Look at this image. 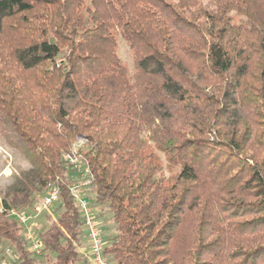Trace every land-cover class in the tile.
Returning a JSON list of instances; mask_svg holds the SVG:
<instances>
[{"label":"trees","instance_id":"16d2710c","mask_svg":"<svg viewBox=\"0 0 264 264\" xmlns=\"http://www.w3.org/2000/svg\"><path fill=\"white\" fill-rule=\"evenodd\" d=\"M0 133L31 162L0 195L1 264H89L80 142L111 263L264 264V0H0ZM48 183L37 254L7 210Z\"/></svg>","mask_w":264,"mask_h":264},{"label":"built area","instance_id":"2783aa9c","mask_svg":"<svg viewBox=\"0 0 264 264\" xmlns=\"http://www.w3.org/2000/svg\"><path fill=\"white\" fill-rule=\"evenodd\" d=\"M77 146L71 153L64 155L65 164L68 168L75 169L76 177L71 176L72 181L68 186L69 193L80 211L83 229L85 232V241L87 248L79 247L87 258L89 264H113L103 255L104 240L101 235L98 221L94 215L93 207L83 193V188L88 187L92 182V172L87 163L83 161L81 154L76 151ZM58 198L57 188L48 183L46 192L37 198L36 203L31 212H19L15 209L7 210L8 214L14 217L19 226L24 230V236L28 240L30 250H34L37 254L41 250V242L36 238L34 231L30 227V222L35 220L43 212H49L51 205ZM4 210L0 205V211ZM11 252L6 249V253ZM1 264V260H0Z\"/></svg>","mask_w":264,"mask_h":264},{"label":"rangeland","instance_id":"374dc122","mask_svg":"<svg viewBox=\"0 0 264 264\" xmlns=\"http://www.w3.org/2000/svg\"><path fill=\"white\" fill-rule=\"evenodd\" d=\"M117 45V54L119 58L125 64L128 71L131 72L133 69L132 57L128 47L120 36H117ZM80 143L76 146L78 147ZM30 167L31 162L25 154L15 146H11L0 133V195L6 186L13 181L15 175L19 176V172L27 170ZM34 196L35 200H37L41 195L34 194ZM41 216L40 214L38 218L30 222L32 231L42 229L48 224L47 220L41 218Z\"/></svg>","mask_w":264,"mask_h":264},{"label":"crops","instance_id":"0c3cea01","mask_svg":"<svg viewBox=\"0 0 264 264\" xmlns=\"http://www.w3.org/2000/svg\"><path fill=\"white\" fill-rule=\"evenodd\" d=\"M82 248H87V243L84 242L82 245H81Z\"/></svg>","mask_w":264,"mask_h":264}]
</instances>
